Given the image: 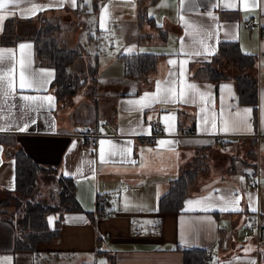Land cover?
<instances>
[{
	"label": "crops",
	"instance_id": "1",
	"mask_svg": "<svg viewBox=\"0 0 264 264\" xmlns=\"http://www.w3.org/2000/svg\"><path fill=\"white\" fill-rule=\"evenodd\" d=\"M46 12L69 25L77 19L89 45L108 38L110 48H80L77 70L96 68V76L87 73L84 87L60 106L52 86L56 70L36 64L34 41L0 46V134L15 135L35 161L57 165L73 179L81 209L64 215L59 240L34 252L15 250L14 227L0 216V264H185V249L205 250L209 264H264V0H17L0 9V35L7 20L28 28ZM223 43L255 58L246 73L258 82L256 114L240 102L236 77L244 72L233 61H223L227 78L220 81L194 76ZM133 54L156 56L143 89L125 75L121 56ZM154 120L163 123L160 134ZM180 122L194 133L183 134ZM93 125L101 135L95 146L82 136ZM237 142L238 156L251 164L258 150L255 174L210 166L179 211H159L171 182L198 156L214 147L235 149ZM8 151L0 145V199L15 187ZM100 196L109 200V217L95 213ZM206 197L210 210L188 203ZM249 216L260 224L252 234L245 229ZM55 219L48 215L51 228Z\"/></svg>",
	"mask_w": 264,
	"mask_h": 264
},
{
	"label": "trees",
	"instance_id": "2",
	"mask_svg": "<svg viewBox=\"0 0 264 264\" xmlns=\"http://www.w3.org/2000/svg\"><path fill=\"white\" fill-rule=\"evenodd\" d=\"M52 15L53 12L40 14L37 18V25L31 26L33 21L30 20L27 22L30 24L28 28H24L22 21L17 19L7 20L0 35V46H15L23 39H32L36 64L51 66L56 70L52 86L56 102L61 106L70 103L72 97L84 87L85 77H87L85 75L90 73L92 77H95L97 69L90 68L86 71L84 68L76 73L69 71V68L82 56V51L79 48L68 47L66 41L59 36L68 23L60 20L59 16L53 17ZM121 60L125 66L126 77L136 79L141 83L140 89L148 86V76L156 67L155 55L133 54L121 56ZM225 60L233 61L244 72L236 77L240 102L254 106L256 114L259 98L258 82L253 75L246 73L254 67L256 61L253 56L242 53L237 44H221L212 61L203 64L194 76L210 78L215 81L227 78L220 69ZM180 115H182L181 112ZM188 127L185 129V124L180 122V131L183 134L194 133V126ZM254 140L257 144V140ZM19 144L15 135L0 134V145L10 150L11 152L8 151L9 156L15 160V187L13 190L7 191L6 197L0 199V216L14 227L15 250L34 252L37 251V247L41 243H52L59 240L64 215L80 211L81 208L76 199L74 180L63 176L57 165L35 161ZM251 155L253 157L257 154L252 153ZM231 161L237 163L235 168H252L250 171L253 174L257 172V164H251L249 160L232 156ZM207 171V167L198 165H193L192 168L183 171L171 182L168 193L160 199L159 211L162 213L179 211L188 194L189 187L202 173H207ZM45 175L57 176L54 193L58 200L55 204H45L34 198L38 180ZM49 214H53L56 218L52 228L48 222ZM206 256L205 250H184L185 264H203Z\"/></svg>",
	"mask_w": 264,
	"mask_h": 264
},
{
	"label": "rangeland",
	"instance_id": "3",
	"mask_svg": "<svg viewBox=\"0 0 264 264\" xmlns=\"http://www.w3.org/2000/svg\"><path fill=\"white\" fill-rule=\"evenodd\" d=\"M79 25H80V22L77 19H74V22L71 25L66 24L67 27L63 28L62 32L60 33L59 36L62 37L66 41L68 47L79 48V49L82 47L84 50H92V49H96L98 51L101 49L103 51L109 50V48H110L109 42L110 41L108 38L103 39L102 41L99 39H96L95 42H91V45H89L87 43L88 31L87 32L84 31V28H80ZM92 32L95 34V31H92ZM89 39H90V37H89ZM92 59H93V57L90 58V61H92ZM77 63L78 62H76L70 68V71L72 73H76L78 71L77 67H76ZM88 74H90V73H88ZM239 145H240V142H237L236 148L232 149V150L225 149L221 146L211 148V150H209V152H208L209 155L207 154L204 158H202L201 155L198 156L195 159V162L193 164L198 165L199 167H201V166L207 167L208 171H209L210 166H211V169L214 172H219L223 168H227V167L230 169L237 164V163H235V161L234 162L231 161V157H232L234 151L237 150V152L234 154L236 156L241 154L240 153L241 151L239 150L240 148H238ZM242 145L244 148H248V149H250V147H251V146H249V144H246V145L242 144ZM246 151L247 150L243 151L242 153L244 154ZM257 155L258 156H257L256 162L253 160L254 163H256V164L258 162H260L259 160L261 159V157H259L258 150H257ZM243 158H245V156H243ZM189 167H191V166H189ZM203 174H206V173H202L201 175H203ZM56 183H57V176L56 175H45L42 178H40L38 180V183H37V192L35 193V196H34L35 200L43 202L45 204H55L58 200V197L54 193V190L56 188Z\"/></svg>",
	"mask_w": 264,
	"mask_h": 264
},
{
	"label": "built area",
	"instance_id": "4",
	"mask_svg": "<svg viewBox=\"0 0 264 264\" xmlns=\"http://www.w3.org/2000/svg\"><path fill=\"white\" fill-rule=\"evenodd\" d=\"M81 1H83V0H81ZM249 27L253 28L254 23L249 22ZM261 32L264 34V30H261ZM256 121L257 120L255 119L254 122L256 123ZM150 124L153 127V129L156 131L157 134H160L163 131V123L162 122L154 120ZM102 127L107 128L108 123L105 122L104 124H102ZM82 136L85 137V139H87V141L90 145L95 146V144L97 143V141L99 140L101 135L98 132L97 126L93 125V126H90L84 133H82ZM109 208H110V203H109L108 198L105 196H100L96 202V207H95L96 215L99 218L109 217L112 214V212L109 210ZM255 227L258 229V231L260 230L259 222H256V220L253 216H249L247 218V225L245 228L247 234H252L255 230ZM209 260H210L209 257L205 258V261H204L205 264H209Z\"/></svg>",
	"mask_w": 264,
	"mask_h": 264
},
{
	"label": "snow or ice",
	"instance_id": "5",
	"mask_svg": "<svg viewBox=\"0 0 264 264\" xmlns=\"http://www.w3.org/2000/svg\"><path fill=\"white\" fill-rule=\"evenodd\" d=\"M9 3L16 4L17 0H0V9H8ZM3 18H4L3 16H0V19H3ZM21 47H24V46L21 45ZM3 59H4L3 55H0V64L3 63ZM170 63H173V62L170 61ZM23 68H24V66H23V64H21V69L22 70H21V72L19 74V86H20L21 89H23L26 86ZM9 75H11V73H9ZM8 85L9 86L12 85V80L11 79L8 80ZM158 88H159V85H158ZM166 91H167V93L169 95H175L174 90L172 88H168ZM3 95H7V93L5 92V93H3ZM25 99H28V98L25 97ZM49 99H51V98H49ZM152 99H153V101H155V97H153ZM165 99H167V97ZM136 103L139 104L141 102L137 101ZM146 106H150V104L146 105ZM235 123H236V121H233L234 125H235ZM224 124H225V130H228V121H225ZM161 143H163V142H161ZM210 199H211L210 197H206V198H204L202 200L189 201L188 203L190 205H193V204H195V205H204V207L201 210L207 211V210H210L209 207L207 206L208 205V201ZM221 199H223V197H221ZM190 210H195V209H190ZM221 210H225V209H221Z\"/></svg>",
	"mask_w": 264,
	"mask_h": 264
}]
</instances>
